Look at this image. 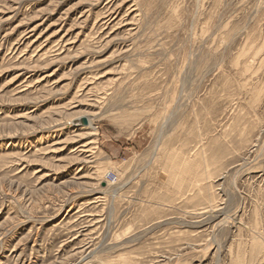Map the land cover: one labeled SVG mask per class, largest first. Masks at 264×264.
Returning a JSON list of instances; mask_svg holds the SVG:
<instances>
[{
  "label": "rangeland",
  "instance_id": "374dc122",
  "mask_svg": "<svg viewBox=\"0 0 264 264\" xmlns=\"http://www.w3.org/2000/svg\"><path fill=\"white\" fill-rule=\"evenodd\" d=\"M0 264H264V0H0Z\"/></svg>",
  "mask_w": 264,
  "mask_h": 264
},
{
  "label": "built area",
  "instance_id": "2783aa9c",
  "mask_svg": "<svg viewBox=\"0 0 264 264\" xmlns=\"http://www.w3.org/2000/svg\"><path fill=\"white\" fill-rule=\"evenodd\" d=\"M109 178H110L111 181H114L116 179V176L115 175H111Z\"/></svg>",
  "mask_w": 264,
  "mask_h": 264
}]
</instances>
